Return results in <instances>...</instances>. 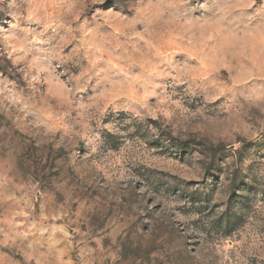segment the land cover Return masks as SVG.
Listing matches in <instances>:
<instances>
[{
  "label": "rangeland",
  "instance_id": "1",
  "mask_svg": "<svg viewBox=\"0 0 264 264\" xmlns=\"http://www.w3.org/2000/svg\"><path fill=\"white\" fill-rule=\"evenodd\" d=\"M0 264H264V0H0Z\"/></svg>",
  "mask_w": 264,
  "mask_h": 264
}]
</instances>
